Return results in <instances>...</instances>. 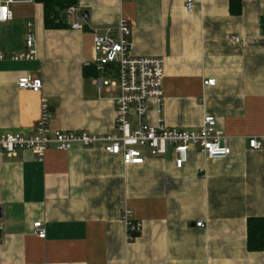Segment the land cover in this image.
<instances>
[{"label":"crops","instance_id":"obj_1","mask_svg":"<svg viewBox=\"0 0 264 264\" xmlns=\"http://www.w3.org/2000/svg\"><path fill=\"white\" fill-rule=\"evenodd\" d=\"M187 1L78 0L85 30L65 20L47 28L36 0L10 5L14 18L0 24V134L32 132L43 101L52 131L115 132L118 92L95 80L108 60L107 78L116 80L119 57L95 37L124 19L133 55L165 60L164 102L151 103L146 122L197 130L214 115L232 152L211 159L192 147L179 169L172 147L155 157L146 149L140 165L102 143L51 148L43 162L26 149L0 151V264H264V250L248 245L249 220L264 218V0H193V12ZM28 22L36 57L12 60L27 51ZM28 76L43 81L40 92L18 87ZM212 78L216 85L205 86ZM127 209L142 224L134 241ZM39 221L46 238L34 233Z\"/></svg>","mask_w":264,"mask_h":264},{"label":"built area","instance_id":"obj_2","mask_svg":"<svg viewBox=\"0 0 264 264\" xmlns=\"http://www.w3.org/2000/svg\"><path fill=\"white\" fill-rule=\"evenodd\" d=\"M132 1V0H126ZM12 0H0V24L14 18L10 5ZM187 11L193 12V0L186 3ZM64 20L71 29L85 30L88 16L76 5L68 7ZM25 44L27 51L12 56L15 61L34 60L36 57L35 31L33 23L28 22L25 27ZM131 28L126 20L122 19L115 29H109L107 35L95 37V43L107 53L117 52V79L107 78L109 60L103 62L104 73L96 77L99 87H106L118 92L113 97L117 108V119L113 133L108 135H92L85 131L56 130L50 129L51 110L50 105L43 101L40 120L30 133L11 132L0 134V151L10 156L16 155L22 149L31 151L39 162H43L47 152L51 148L59 151H69L74 145L93 147L96 143H102L108 154L120 155L124 164L140 165L145 163L144 151L147 149L152 157L161 156L172 147L176 157V167L181 169L188 161L190 148L196 147L211 159H226L232 149L226 142L224 132L217 127V119L213 115H206L197 130L175 129L168 127L164 118L159 117L154 126L146 122L151 103L157 102L159 109L162 107L165 97L164 86V58L157 56L133 55L134 43L130 40ZM1 35V31H0ZM235 42L240 39L233 37ZM4 56L0 54V60ZM100 62V60H97ZM205 86L216 85V79H207ZM43 81L40 78L21 77L18 87L40 92ZM250 147L253 150L262 148L263 142L251 138ZM128 239L134 241L141 234L142 224L133 218L132 211L127 209L123 212ZM197 227L205 226L201 220ZM3 231L2 211L0 207V244ZM34 233L40 238H46V228L42 221L34 224Z\"/></svg>","mask_w":264,"mask_h":264},{"label":"trees","instance_id":"obj_3","mask_svg":"<svg viewBox=\"0 0 264 264\" xmlns=\"http://www.w3.org/2000/svg\"><path fill=\"white\" fill-rule=\"evenodd\" d=\"M43 4L46 27L59 28L63 24L65 10L76 5L78 0H36ZM264 24V21H263ZM248 245L252 251L264 250V218L248 222Z\"/></svg>","mask_w":264,"mask_h":264},{"label":"water","instance_id":"obj_4","mask_svg":"<svg viewBox=\"0 0 264 264\" xmlns=\"http://www.w3.org/2000/svg\"><path fill=\"white\" fill-rule=\"evenodd\" d=\"M14 2H18V1H31V0H12ZM84 13V12H83ZM85 14V13H84Z\"/></svg>","mask_w":264,"mask_h":264}]
</instances>
